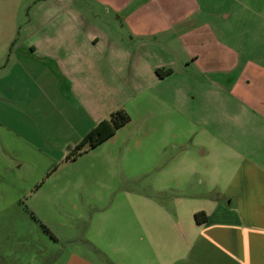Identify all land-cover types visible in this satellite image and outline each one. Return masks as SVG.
<instances>
[{"label": "crops", "instance_id": "crops-1", "mask_svg": "<svg viewBox=\"0 0 264 264\" xmlns=\"http://www.w3.org/2000/svg\"><path fill=\"white\" fill-rule=\"evenodd\" d=\"M262 209L264 0H0L1 225L80 230L72 264H264Z\"/></svg>", "mask_w": 264, "mask_h": 264}, {"label": "rangeland", "instance_id": "rangeland-1", "mask_svg": "<svg viewBox=\"0 0 264 264\" xmlns=\"http://www.w3.org/2000/svg\"><path fill=\"white\" fill-rule=\"evenodd\" d=\"M121 170L126 171L127 167L122 165ZM29 172L33 171L24 166L19 176L25 175L24 179H27L26 174ZM36 183L42 184V179ZM42 191L46 192L47 186H43ZM33 220L30 216L22 218L15 212L10 213L7 219H2L3 224L0 225L4 227L0 231V264H72L69 261L72 252L85 258L97 254L95 245L84 240L80 230L61 235V241L57 242ZM65 238L69 240L65 241Z\"/></svg>", "mask_w": 264, "mask_h": 264}, {"label": "trees", "instance_id": "trees-1", "mask_svg": "<svg viewBox=\"0 0 264 264\" xmlns=\"http://www.w3.org/2000/svg\"><path fill=\"white\" fill-rule=\"evenodd\" d=\"M170 72V69H157L156 73L159 77H164ZM130 121L129 113L123 109H117L110 113V115L98 122L90 131H88L84 137L70 150L65 156V160H74L77 156L81 155L88 149L94 148L100 143L110 138L119 128L124 126ZM37 184L36 187H38ZM195 219L198 223H204L206 221V215L204 212L195 213ZM47 231L46 227L44 226Z\"/></svg>", "mask_w": 264, "mask_h": 264}]
</instances>
